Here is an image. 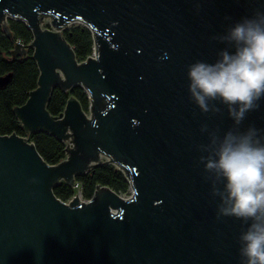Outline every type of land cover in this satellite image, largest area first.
<instances>
[{"label":"water","instance_id":"water-1","mask_svg":"<svg viewBox=\"0 0 264 264\" xmlns=\"http://www.w3.org/2000/svg\"><path fill=\"white\" fill-rule=\"evenodd\" d=\"M257 10L264 0H0L3 33L12 38L9 20L25 24L39 71L12 108L25 135L0 133V264H240L246 225L217 219L198 147L208 143L202 126L222 136L233 121L223 106L201 113L187 67L213 63L225 45L212 37ZM73 24L92 36L81 62L62 35ZM26 55L20 42L9 51ZM76 86L87 111L70 96L51 114L52 90ZM252 124L264 129V101L241 130ZM38 131L65 143L62 160L42 158L28 139ZM102 163L123 172L129 195L99 184L88 199L54 194Z\"/></svg>","mask_w":264,"mask_h":264},{"label":"clouds","instance_id":"clouds-1","mask_svg":"<svg viewBox=\"0 0 264 264\" xmlns=\"http://www.w3.org/2000/svg\"><path fill=\"white\" fill-rule=\"evenodd\" d=\"M212 40L225 47L213 63L188 65L189 97L203 114H220L223 106L233 126L222 136L202 126L208 143L198 146L199 163L218 200L217 219L234 217L246 225L237 240L240 264H264V129L252 124L241 130L264 101V11Z\"/></svg>","mask_w":264,"mask_h":264},{"label":"trees","instance_id":"trees-1","mask_svg":"<svg viewBox=\"0 0 264 264\" xmlns=\"http://www.w3.org/2000/svg\"><path fill=\"white\" fill-rule=\"evenodd\" d=\"M8 27L12 38H7L0 27V77L11 74L7 84L0 87V133L10 134L15 132L25 135L17 118L12 112L15 105H23L30 91L36 88L39 71L36 62L32 58V49L29 44L32 41L31 32L21 21L9 20ZM66 42L72 47L78 62L84 61L92 55L93 41L90 31L80 25L73 24L62 31ZM16 42H20L27 48L26 59L9 57V51ZM9 58V59H8ZM74 97L83 110L87 111L89 100L85 91L79 87H73L68 92L55 87L47 103L48 111L55 115L63 110L68 97ZM38 153L49 164H55L65 157V143L51 134L38 131L28 135ZM74 185L60 181L54 188V194L63 201L69 200L76 192L83 199H88L93 194L97 184L108 186L121 195L130 194L129 183L123 172L114 164L102 163L92 168L85 174L75 176Z\"/></svg>","mask_w":264,"mask_h":264},{"label":"rangeland","instance_id":"rangeland-1","mask_svg":"<svg viewBox=\"0 0 264 264\" xmlns=\"http://www.w3.org/2000/svg\"><path fill=\"white\" fill-rule=\"evenodd\" d=\"M75 194H78V195H80V194H79V192H76ZM128 195H129V194H128ZM124 196H127V195H124ZM80 197H81V196H80ZM81 198H82V197H81ZM82 199H83V198H82Z\"/></svg>","mask_w":264,"mask_h":264},{"label":"built area","instance_id":"built-area-1","mask_svg":"<svg viewBox=\"0 0 264 264\" xmlns=\"http://www.w3.org/2000/svg\"><path fill=\"white\" fill-rule=\"evenodd\" d=\"M77 185V184H76Z\"/></svg>","mask_w":264,"mask_h":264}]
</instances>
